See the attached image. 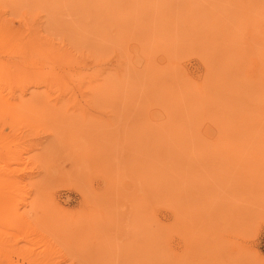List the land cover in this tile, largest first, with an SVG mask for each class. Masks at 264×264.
Masks as SVG:
<instances>
[{
	"label": "rangeland",
	"instance_id": "1",
	"mask_svg": "<svg viewBox=\"0 0 264 264\" xmlns=\"http://www.w3.org/2000/svg\"><path fill=\"white\" fill-rule=\"evenodd\" d=\"M0 78V264H264V0H0Z\"/></svg>",
	"mask_w": 264,
	"mask_h": 264
},
{
	"label": "bare ground",
	"instance_id": "2",
	"mask_svg": "<svg viewBox=\"0 0 264 264\" xmlns=\"http://www.w3.org/2000/svg\"><path fill=\"white\" fill-rule=\"evenodd\" d=\"M39 76H42V75H39ZM1 78H2V76H1ZM1 78H0V79H1ZM1 81H3V80H1ZM37 81H39V80H37ZM41 81H42V79H41ZM41 81H40V82H41ZM43 82H44V81H43ZM47 82H48V81H47ZM0 83H1V82H0ZM95 84H96V83H95ZM93 85H94V84H93ZM104 85H105V84H104ZM94 86H95V85H94ZM103 87H104V86H103ZM99 88H101V89H99ZM47 89H48V88H47ZM50 89H51V88H50ZM97 89H99V90H98V93L101 94L100 91L102 90V86H99V85H98V86H95L94 89L92 88V90L94 91L93 94L96 93L95 91H96ZM46 91H47V90H46ZM102 91H103V90H102ZM21 93H22V92H21ZM42 93H43V92H42ZM98 93H97V94H98ZM102 93H103V92H102ZM97 94H96V95H97ZM153 94H154V93H153ZM46 95H47V94H46ZM0 195L2 196V194H0ZM2 197H4V196H2ZM8 197H9V196H7L6 200L8 199ZM6 200H5V201H6ZM5 201H4V202H5ZM2 202H3V201H2ZM0 203H1V202H0ZM4 204H5V203H4Z\"/></svg>",
	"mask_w": 264,
	"mask_h": 264
}]
</instances>
